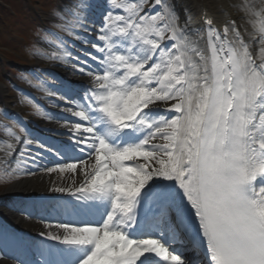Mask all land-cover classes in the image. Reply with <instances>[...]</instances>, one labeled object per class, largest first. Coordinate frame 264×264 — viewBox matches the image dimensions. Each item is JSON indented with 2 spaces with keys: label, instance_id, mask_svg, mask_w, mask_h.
I'll return each mask as SVG.
<instances>
[{
  "label": "snow or ice",
  "instance_id": "snow-or-ice-1",
  "mask_svg": "<svg viewBox=\"0 0 264 264\" xmlns=\"http://www.w3.org/2000/svg\"><path fill=\"white\" fill-rule=\"evenodd\" d=\"M208 6L225 9H55L59 32L33 54L78 79L22 76L48 97L18 89L46 129L3 111L0 180L39 173L52 195L11 205L43 227L0 228V264H264V0L239 6L254 31Z\"/></svg>",
  "mask_w": 264,
  "mask_h": 264
},
{
  "label": "bare ground",
  "instance_id": "bare-ground-1",
  "mask_svg": "<svg viewBox=\"0 0 264 264\" xmlns=\"http://www.w3.org/2000/svg\"><path fill=\"white\" fill-rule=\"evenodd\" d=\"M208 4V0H174L176 8L181 12V18L183 19V9L189 8L194 13V20L199 22L200 19V10L196 7H193L194 3ZM225 4L224 11H221L219 8L208 6L207 7V15L209 18L214 19V21L219 25L221 24L227 17H231L236 19L238 23L244 25V27L248 28L249 31H254L253 26L247 22V18L243 17V13L240 11L239 6L243 4L242 0H223ZM250 2H256L257 0H251ZM62 72L67 76L70 75V72L66 70L64 67L60 68ZM68 77V76H67ZM75 79H78L76 77ZM46 123V122H45ZM48 124V123H46ZM49 125V124H48ZM52 179H56V175H52ZM49 187V177L44 176L43 179H40L39 176L25 179L17 182L12 190H9V193H14L22 197H28L31 194L38 195H52L48 193ZM5 214H7V220L14 227L20 229V231H25L31 234H37L39 230L42 229V225L38 223L34 218H27L18 216L14 210L6 208Z\"/></svg>",
  "mask_w": 264,
  "mask_h": 264
},
{
  "label": "rangeland",
  "instance_id": "rangeland-1",
  "mask_svg": "<svg viewBox=\"0 0 264 264\" xmlns=\"http://www.w3.org/2000/svg\"><path fill=\"white\" fill-rule=\"evenodd\" d=\"M21 4L28 9V11H26V14L29 15V17L31 19L36 6L35 7L30 6L28 4V2H25V4L24 3H21ZM20 20H23L22 15L20 17ZM2 24L3 23L0 21V33H1V35H3V37L5 39H12V41L13 40L16 41L15 39H18V37L15 35V33H18V30L16 28L13 29L12 27H9L11 29V31L8 32L9 29H6L5 26ZM10 26H11V24H10ZM20 50H22V49H20ZM1 67H2V61H0V71H1Z\"/></svg>",
  "mask_w": 264,
  "mask_h": 264
}]
</instances>
